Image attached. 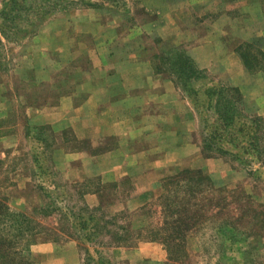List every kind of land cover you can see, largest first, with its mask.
Returning a JSON list of instances; mask_svg holds the SVG:
<instances>
[{
  "label": "rangeland",
  "instance_id": "rangeland-1",
  "mask_svg": "<svg viewBox=\"0 0 264 264\" xmlns=\"http://www.w3.org/2000/svg\"><path fill=\"white\" fill-rule=\"evenodd\" d=\"M109 51L180 123L133 146L70 118ZM123 148L156 153L120 176ZM0 264H264V0H0Z\"/></svg>",
  "mask_w": 264,
  "mask_h": 264
},
{
  "label": "crops",
  "instance_id": "crops-1",
  "mask_svg": "<svg viewBox=\"0 0 264 264\" xmlns=\"http://www.w3.org/2000/svg\"><path fill=\"white\" fill-rule=\"evenodd\" d=\"M190 7L191 6L188 4L186 10H190ZM188 15H190L189 12ZM198 35V31L195 29L186 30V42L191 41V36L193 39V37ZM199 48V45L192 47V52L190 55H187L194 60L196 65L203 67L201 65H204V59L201 58ZM195 52L197 53L195 54ZM100 61L104 72L102 76L104 83L96 86L94 93L88 97L83 105L68 111L70 118L73 119L76 117L78 122H87V131L91 129L101 130L107 127V130H109L111 134L126 138L127 142L131 143L133 146H135V142L142 136L148 135V137L156 139L158 137L159 126L165 127L173 125L174 123H180L182 116L175 110V98L166 99L168 93H163L162 90L156 96L152 94L154 90L157 89L156 92L158 91V82L156 79H154L155 82L152 80L155 76L149 66H145L143 71L139 67H120L117 64L116 54H113L111 51L102 52L100 54ZM117 87L122 89V92H118L119 89ZM140 89H146V94L151 96L146 98L147 100L143 101L140 105L138 104L139 106L133 107L128 117L110 120L112 115L106 114V112H104L105 109L113 107L116 98H119L118 100L121 99L124 103L135 100V96L143 95V91ZM135 150L136 151H124V148L123 150H110L106 160L107 167H109L110 159L113 156L115 157L119 154H134L137 155L135 162L132 164L130 158L126 159L124 161L125 163L127 162L125 169L123 165L120 166V163L109 169L117 170L120 176H125L124 173L128 175L127 173H131L133 169H137L136 171L146 169L147 166L142 167L145 153L150 154L153 152L155 154L156 152L153 150L151 152L142 148L140 150L136 148Z\"/></svg>",
  "mask_w": 264,
  "mask_h": 264
},
{
  "label": "trees",
  "instance_id": "trees-1",
  "mask_svg": "<svg viewBox=\"0 0 264 264\" xmlns=\"http://www.w3.org/2000/svg\"><path fill=\"white\" fill-rule=\"evenodd\" d=\"M245 65V62H244ZM191 75V72L186 70V77ZM186 173H190L189 171H186ZM192 176H197L198 178H200V180L202 181V179H205V177L203 176L204 174L201 171H196L194 173H191ZM203 177V178H202ZM188 220H192L193 223H196L197 219H192V217L188 218Z\"/></svg>",
  "mask_w": 264,
  "mask_h": 264
}]
</instances>
